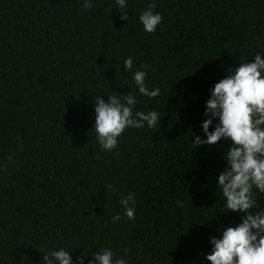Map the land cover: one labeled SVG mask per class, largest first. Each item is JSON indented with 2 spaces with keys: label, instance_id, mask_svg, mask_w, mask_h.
Returning a JSON list of instances; mask_svg holds the SVG:
<instances>
[{
  "label": "trees",
  "instance_id": "1",
  "mask_svg": "<svg viewBox=\"0 0 264 264\" xmlns=\"http://www.w3.org/2000/svg\"><path fill=\"white\" fill-rule=\"evenodd\" d=\"M81 2L0 0V264H43L60 247L84 264L106 247L126 264H207L209 237L239 216L221 212L215 188L229 142L194 149L191 132L203 138L225 70L264 51V0H128L127 21L114 0ZM150 2L162 19L146 33L137 18ZM128 56L158 97L136 92ZM129 91L160 123L104 151L94 99ZM129 192L133 220L119 205Z\"/></svg>",
  "mask_w": 264,
  "mask_h": 264
},
{
  "label": "clouds",
  "instance_id": "2",
  "mask_svg": "<svg viewBox=\"0 0 264 264\" xmlns=\"http://www.w3.org/2000/svg\"><path fill=\"white\" fill-rule=\"evenodd\" d=\"M113 9L120 12V20L127 21L128 0H114ZM92 6V0H82L85 10ZM155 3H147L138 15L137 23L146 33H152L161 22V14L154 11ZM264 51L256 53L252 61L240 62L235 68L225 70L223 78L208 90L203 118L200 123L201 135L193 132V148L209 147L221 140L229 142L223 151V169L215 176V188L220 190L225 215L238 214L235 224L220 225L218 235L210 236L209 251L203 260L207 264H264V208L256 200L257 193L264 194ZM123 69L131 72L136 92L148 99L160 95V89L146 85L147 65L133 69L131 56L123 59ZM108 95L94 99V123L91 130L95 140L104 151L117 145V138L126 129L153 128L160 123L161 116L156 110H134L136 96L127 94ZM211 129V130H210ZM20 147V145H18ZM112 189V185L106 186ZM119 205L128 220L135 218L136 201L129 192L122 196ZM255 209V211H253ZM120 215H113L117 221ZM71 250L64 247L49 248L42 257L43 264H84L86 256L73 260ZM89 264H126L125 259L116 257L111 248L93 252Z\"/></svg>",
  "mask_w": 264,
  "mask_h": 264
}]
</instances>
